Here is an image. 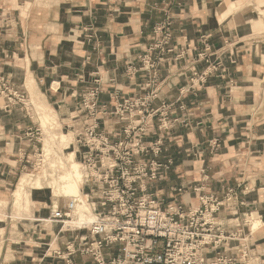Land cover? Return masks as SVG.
Masks as SVG:
<instances>
[{
	"label": "crops",
	"instance_id": "crops-1",
	"mask_svg": "<svg viewBox=\"0 0 264 264\" xmlns=\"http://www.w3.org/2000/svg\"><path fill=\"white\" fill-rule=\"evenodd\" d=\"M262 3L0 0V75L23 92L27 102L33 94L49 105L62 128L72 132L83 124V116L72 118L82 97L95 87L100 90L98 108L107 112L124 98L156 91L151 107L171 104L165 123L172 126L163 129L156 117L144 140L160 138L156 160L171 163L158 171V179L146 183L148 192L162 209L176 205L186 213L200 205L201 194L221 198L236 189L244 204L237 206L236 214L224 209L217 216L222 222L239 223L244 232L251 227L252 214L261 216L263 222L251 227L245 264H264ZM166 19L172 35L162 52L155 47L159 37L153 27ZM143 57L155 63V77L146 71ZM214 64L217 71L188 89L194 71L200 74ZM6 105L0 96V198L12 216L5 214L0 264H68L54 252L65 253L68 243L76 245L77 237L86 233L44 222L52 209L47 195L30 205L24 218L21 213L13 217L10 191L22 173L21 157L31 150L38 121L28 105ZM99 116V130L111 142L120 139L124 123L108 113ZM152 157L148 153L144 158ZM229 253L238 254L235 248ZM70 258L73 264H95L80 253Z\"/></svg>",
	"mask_w": 264,
	"mask_h": 264
},
{
	"label": "built area",
	"instance_id": "built-area-1",
	"mask_svg": "<svg viewBox=\"0 0 264 264\" xmlns=\"http://www.w3.org/2000/svg\"><path fill=\"white\" fill-rule=\"evenodd\" d=\"M153 33L159 37L155 47L163 52L171 39V21L156 24ZM142 62L155 77V63L146 57ZM215 71L216 64L208 65L200 74L194 71L188 89L203 84ZM99 92L95 87L85 93L72 117L75 120L83 116V124L73 132L74 143L85 172L82 189L95 219L85 228L86 234L77 237L76 245L68 243L65 253L55 251V256L68 264H73L70 257L75 253L90 257L95 264H245L253 230L250 227L244 232L239 223L222 222L217 216L224 209L236 214L237 206L244 204L236 189H228L221 198L201 194L200 205L186 213L176 205L162 209L153 193L148 192L146 183L158 179V171L171 161L161 164L156 160L162 150L160 138L145 141L144 137L156 117L163 129L172 126L165 123L171 104L162 103L153 109L151 103L157 94L151 90L143 96L124 98L107 112L98 108ZM0 96L7 105L27 106V96L1 75ZM107 113L124 123L121 138L114 142L99 130V115ZM148 153L152 159L144 158ZM76 203L68 199L64 208L56 206L44 222H65ZM232 248L238 254L229 253ZM208 251L216 254L208 257Z\"/></svg>",
	"mask_w": 264,
	"mask_h": 264
},
{
	"label": "bare ground",
	"instance_id": "bare-ground-1",
	"mask_svg": "<svg viewBox=\"0 0 264 264\" xmlns=\"http://www.w3.org/2000/svg\"><path fill=\"white\" fill-rule=\"evenodd\" d=\"M260 6H264V3ZM30 102L44 132L42 153L40 154V171L35 174H24L12 191L15 212L13 217H19L20 213L23 212L28 214L30 205L37 200L40 201L47 194V187L48 191L55 197L61 196L66 199L77 200L73 216L71 214L70 219L58 223L60 228L77 227L85 232L88 224L95 219V214L92 210V204L87 200L85 191L82 189L85 172L81 167L80 155L75 147L73 134L70 130L62 128L57 114L49 105L37 101L33 94H31ZM29 189L31 190L28 191ZM6 204L4 199H0V207ZM53 208H56V204H53ZM5 213L0 209V215L3 218ZM21 216L24 218L23 214ZM248 220L252 229L263 222L261 216L255 214H252Z\"/></svg>",
	"mask_w": 264,
	"mask_h": 264
},
{
	"label": "rangeland",
	"instance_id": "rangeland-1",
	"mask_svg": "<svg viewBox=\"0 0 264 264\" xmlns=\"http://www.w3.org/2000/svg\"><path fill=\"white\" fill-rule=\"evenodd\" d=\"M30 101H31V95H30ZM26 104L30 108V111L33 114V116L35 117V119L37 120V115H36V112H35V110L33 108L32 103L30 102V104H29V102L26 101ZM36 127H38V128L37 129H34L33 134H32L33 143H32V145L30 147L31 150L27 151V153L24 156L21 157V159H23L22 160L23 168H22V173L20 174V177L17 180V183H18V181L20 180V178L24 174H26V173H33V174H35V173H38L40 171V169H39L40 164H41L40 154L42 153L41 146H42V140H43V137H44V132H43V129L40 126L39 122L36 125ZM72 134H73V138H74V133L72 132ZM17 183H16V185H17ZM43 183H44V181H43ZM16 185H15V187H16ZM15 187H12V191L14 190ZM30 190L31 189H29L28 191H30ZM12 191H10V192H12ZM46 191H47V194H46L47 195V197H46L47 204L48 205H51L52 206V209H53V204H56V206L57 205L60 206V205L66 203L68 201V198L66 199V198L61 197V196L60 197L53 196L52 193H50L48 191L47 187H46ZM11 196H12V193H11ZM1 200H3V199H1ZM13 201H14V197L12 196V207H13V210H14V202ZM0 209L3 212H5L6 210H10V208H6V205H2L0 207ZM71 214L73 216V211H72ZM6 215H9V214H6ZM9 216H11V215H9ZM8 221H9V219H8ZM4 224H5V217L3 218V216L0 215V246H1V235L3 233V226H4ZM80 231H82V230H80ZM84 233H86V231Z\"/></svg>",
	"mask_w": 264,
	"mask_h": 264
}]
</instances>
